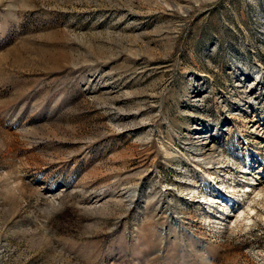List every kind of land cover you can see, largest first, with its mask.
<instances>
[{"label":"rangeland","instance_id":"1","mask_svg":"<svg viewBox=\"0 0 264 264\" xmlns=\"http://www.w3.org/2000/svg\"><path fill=\"white\" fill-rule=\"evenodd\" d=\"M0 264H264V0H0Z\"/></svg>","mask_w":264,"mask_h":264},{"label":"bare ground","instance_id":"2","mask_svg":"<svg viewBox=\"0 0 264 264\" xmlns=\"http://www.w3.org/2000/svg\"><path fill=\"white\" fill-rule=\"evenodd\" d=\"M249 188V187H248ZM251 190L247 189L245 192H250ZM253 191V190H252ZM248 208H250V210H252V208L250 206H248ZM242 214L245 215V213H241L240 216H242Z\"/></svg>","mask_w":264,"mask_h":264}]
</instances>
